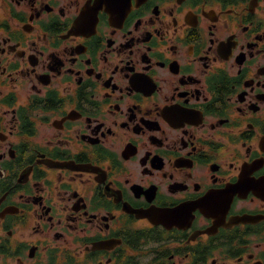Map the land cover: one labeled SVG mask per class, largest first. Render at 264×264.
Listing matches in <instances>:
<instances>
[{"label": "flooded vegetation", "instance_id": "flooded-vegetation-1", "mask_svg": "<svg viewBox=\"0 0 264 264\" xmlns=\"http://www.w3.org/2000/svg\"><path fill=\"white\" fill-rule=\"evenodd\" d=\"M0 264H264V0H0Z\"/></svg>", "mask_w": 264, "mask_h": 264}]
</instances>
